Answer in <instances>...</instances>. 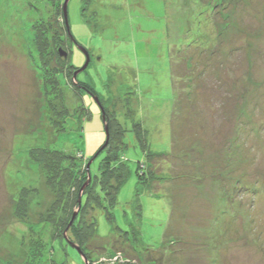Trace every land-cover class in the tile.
Segmentation results:
<instances>
[{
  "label": "rangeland",
  "instance_id": "374dc122",
  "mask_svg": "<svg viewBox=\"0 0 264 264\" xmlns=\"http://www.w3.org/2000/svg\"><path fill=\"white\" fill-rule=\"evenodd\" d=\"M65 1L0 0V264H24L17 255L30 227L14 216L21 188L51 201L30 150H82L94 160L106 142L104 107L127 130L128 169L110 211L114 222L96 211L104 246L119 229L139 235L143 258L157 264H264V0H70L69 64L77 72L89 60L74 79L95 95L82 90L90 117L69 118L60 134L35 26ZM137 121L152 151L169 156L150 185L138 176L146 158ZM101 159L91 165L93 177ZM43 209L31 211L34 224ZM53 246L59 264H86L73 247Z\"/></svg>",
  "mask_w": 264,
  "mask_h": 264
},
{
  "label": "trees",
  "instance_id": "16d2710c",
  "mask_svg": "<svg viewBox=\"0 0 264 264\" xmlns=\"http://www.w3.org/2000/svg\"><path fill=\"white\" fill-rule=\"evenodd\" d=\"M54 12L55 17L51 21L35 26V44L39 57L38 67L43 72L50 118L57 119L53 121L52 126L57 133L62 134L66 131L69 118L90 117L88 110L81 103L82 90L85 89L93 95L95 93L90 86L79 84L74 79L77 69L69 64L70 53L67 48L74 39L67 24L64 4H60ZM60 50L67 53V58L61 56ZM191 61L190 57L188 66ZM192 76L193 74L189 73L190 79ZM61 77L64 79H59ZM69 92L73 94L72 97H68ZM73 100L75 106L70 104ZM102 109L104 125L109 129L110 141L108 146L101 150L105 146L103 145L98 153L96 159L102 157L99 172L95 177L90 172L89 184L87 167L90 162L85 159L82 150H78L76 154L48 148L30 150L29 157L38 167L51 201L47 205L43 203V197H38L39 191L31 187L21 188L19 195L14 199L15 218L24 224L28 223L30 227L27 232V235L30 234L29 238L27 240V235L23 234V240L20 241L21 249L19 248L17 255L18 259L20 255L24 264H59L53 258V243L57 240L67 246H77L90 264H123L119 261L122 258L128 259L125 264H134L131 256H136L139 261L144 260L143 263L157 264L154 260L143 258V251L141 252L139 248L141 245L139 235L122 233L117 229L120 234L110 245L104 246L99 239L96 211L103 209L108 221L114 222L110 211L128 175L126 162L123 160L126 148L124 137L127 130L111 108ZM129 113L124 116L132 119L134 115ZM133 127L136 140L146 158V162L140 164L139 179L142 184H154V181H157L155 169L161 170L162 164L169 156L152 151L148 132L141 122H133ZM153 190H156V187ZM99 192L104 195L106 205H103ZM81 193L82 206L79 208ZM40 207L44 208V212L39 213L38 221L34 224L30 213ZM77 211L78 215L71 225ZM37 226L39 230H36Z\"/></svg>",
  "mask_w": 264,
  "mask_h": 264
},
{
  "label": "water",
  "instance_id": "95a60500",
  "mask_svg": "<svg viewBox=\"0 0 264 264\" xmlns=\"http://www.w3.org/2000/svg\"><path fill=\"white\" fill-rule=\"evenodd\" d=\"M69 1H70V0L65 1V4H64V13H65V17H66L67 20H68V12H67V9H68V3H69ZM67 24H68V22H67ZM68 26H69V24H68ZM60 54H61V56L67 58V53H66L65 51L60 50ZM88 66H89V60H88L87 64L85 65V67H83V69L78 70L77 72H75L74 78L76 79L77 76H78L80 73H82L84 70H86V69L88 68ZM105 129H106L107 141H106L105 146H104L101 150H103L106 146H108L109 141H110V133H109V129H108V127H105ZM98 155H99V154H98ZM98 155L95 157V159L98 157ZM95 159H94V160H95ZM94 160H91L90 163L88 164V167H87V170H88V172H89V181H88V184L91 182L90 168H91V165L93 164V161H94ZM82 193H83V191H82ZM82 193H81V195H80V199H79V208H81V206H82ZM77 215H78V212L75 213V215H74V217H73V219H72V221H71V225H73V223L75 222V219H76ZM73 247H74V248H75L80 254H82L81 251H80V249H79L77 246H73ZM82 256H83V254H82ZM83 258H84L86 264H90L88 259H86L84 256H83Z\"/></svg>",
  "mask_w": 264,
  "mask_h": 264
}]
</instances>
